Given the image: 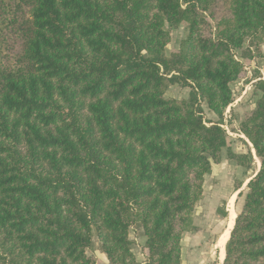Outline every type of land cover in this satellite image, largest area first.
Returning a JSON list of instances; mask_svg holds the SVG:
<instances>
[{
	"label": "trees",
	"instance_id": "trees-1",
	"mask_svg": "<svg viewBox=\"0 0 264 264\" xmlns=\"http://www.w3.org/2000/svg\"><path fill=\"white\" fill-rule=\"evenodd\" d=\"M166 23L188 30L169 54ZM263 40L264 0H0V264H96L93 235L110 264H142L134 227L143 264H182L212 163L225 149L252 167L250 151H232L223 112ZM254 79L239 133L260 167L222 264H264V77ZM175 84L188 96H166Z\"/></svg>",
	"mask_w": 264,
	"mask_h": 264
},
{
	"label": "rangeland",
	"instance_id": "rangeland-1",
	"mask_svg": "<svg viewBox=\"0 0 264 264\" xmlns=\"http://www.w3.org/2000/svg\"><path fill=\"white\" fill-rule=\"evenodd\" d=\"M165 28L169 31L171 37L166 46V52L169 54L179 48L180 42L187 36L188 30L185 23L178 27L166 23ZM260 50L261 54L258 57L242 59L244 69L239 78L230 83L232 102L223 112V127L229 134L232 151L235 153H248L250 151L253 158L252 167L246 169L237 165L234 160L228 158L225 149L222 152L221 161L212 163L210 173L204 176L202 198L196 203L193 211L195 230L184 232L181 239L182 264H222L223 260L220 262L218 257L219 240L227 224L231 195L237 192L233 203L237 215L243 206L246 184L260 167V162H258L252 144L243 134L239 133L241 121L254 109L259 96L254 85L256 79L253 80V78L258 75L264 77V40L260 44ZM237 56L239 57V54ZM190 89L188 86L175 84L168 87L166 96L178 99L185 98L188 96ZM202 106L205 119L211 121L218 119L206 103H203ZM236 186L240 187L235 189ZM239 192H241V195H239ZM129 238L132 241L133 253L137 260L143 264L146 254L143 250L145 236L142 229L138 227L131 228ZM87 254L96 260V264H110L100 247L97 237L94 235Z\"/></svg>",
	"mask_w": 264,
	"mask_h": 264
},
{
	"label": "bare ground",
	"instance_id": "bare-ground-1",
	"mask_svg": "<svg viewBox=\"0 0 264 264\" xmlns=\"http://www.w3.org/2000/svg\"><path fill=\"white\" fill-rule=\"evenodd\" d=\"M259 162V161H258ZM257 162V163H258ZM247 182V180L245 181V183ZM236 194L237 192L233 193L231 195V198H230V210H229V213H228V220H227V224H226V227L224 229V232L219 240V251H218V257H219V260L220 262L223 260L224 256H225V244H226V241L228 240L229 238V234H230V226L232 224V222L234 221V218H235V208H234V200H235V197H236Z\"/></svg>",
	"mask_w": 264,
	"mask_h": 264
}]
</instances>
